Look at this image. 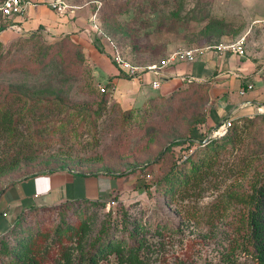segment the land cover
<instances>
[{
    "label": "rangeland",
    "instance_id": "1",
    "mask_svg": "<svg viewBox=\"0 0 264 264\" xmlns=\"http://www.w3.org/2000/svg\"><path fill=\"white\" fill-rule=\"evenodd\" d=\"M64 1L97 15V51L110 56L113 50L120 52L141 66L163 60L174 40L189 47L200 39L212 44L210 35H227L232 41L240 38L242 27L230 21L235 18H217L211 0ZM247 10L256 15L250 24L264 19V0H251ZM45 28L13 40L0 32V117L12 111L15 128L0 131V194L14 180L60 167L131 175L123 189L88 205L86 214L65 205L27 211V227L33 234L47 235L53 263L65 264L57 257L65 249L73 255L72 264H90L80 249L93 250L100 230L113 223L118 234H127L123 228L129 221L146 225L142 235L149 243L140 251L145 264H223L231 240L239 237V225L245 223V206L228 196L249 191L257 176H264V120L255 118L238 140L219 150L199 145L207 135L197 133L201 109H196L195 96L148 100L124 111L112 84L97 79L86 47L70 34ZM18 84L24 90L10 87ZM184 102L188 110L181 108ZM145 112L150 115L144 122ZM194 151L205 158L200 170L174 166ZM16 160L18 165L11 168ZM185 178L188 183H180ZM83 221L87 234L81 229L68 234L69 224L74 230ZM28 238L23 232L4 240L16 245ZM233 254L237 264L253 263L240 250ZM114 260L115 255L110 264Z\"/></svg>",
    "mask_w": 264,
    "mask_h": 264
},
{
    "label": "crops",
    "instance_id": "2",
    "mask_svg": "<svg viewBox=\"0 0 264 264\" xmlns=\"http://www.w3.org/2000/svg\"><path fill=\"white\" fill-rule=\"evenodd\" d=\"M32 1L34 4L28 7L25 15L11 19V23H18L21 26L23 33L18 34L9 30L7 25L0 31L2 36L7 40H13L42 27H46L45 30L52 33L70 34L73 40L86 47L97 79L103 84H112L117 103L124 111L140 108L153 97L170 95L195 81L207 84L209 89L206 121L197 132L201 136L209 134L219 123L228 118L238 120L259 115V108L264 107V23L262 22L264 19L254 20L253 24L249 23V20H253V16H256L247 10L251 0H211L215 3L217 18L232 17L235 19L230 21L236 25L242 24L238 36H246L245 55L230 52L219 55L215 50H208L194 61L172 60L163 66V62L168 60L178 47L183 46L185 49L205 47L230 41L231 38L227 35H210L212 37L209 40L212 44H201L204 39H200L190 47L183 43V40L177 39L169 43L163 60L144 66L139 65L141 67L162 65L164 76L161 78L147 71L144 72L141 80H131L127 77L111 61L110 52L97 51L93 45L94 37L91 38L85 31L86 28H91L92 13L89 15L83 10L77 11L75 7L59 11L52 9L48 2ZM235 2L240 6L235 7ZM258 23L262 25L256 26ZM96 35L97 33H94L95 38ZM215 38L217 41L213 42ZM183 78H192L193 81L187 82ZM157 79L161 84L156 88L153 82ZM248 84H253L254 88L241 95L240 90ZM127 177L118 172L99 170L88 173L64 167L14 180L0 195V236L11 229L21 212L33 206L59 205L68 200L100 201L113 191L123 189ZM134 180L136 181V177Z\"/></svg>",
    "mask_w": 264,
    "mask_h": 264
},
{
    "label": "trees",
    "instance_id": "3",
    "mask_svg": "<svg viewBox=\"0 0 264 264\" xmlns=\"http://www.w3.org/2000/svg\"><path fill=\"white\" fill-rule=\"evenodd\" d=\"M12 20L0 16V31H2L3 28H5L7 25L11 24ZM38 30H41V28H38ZM65 67L69 68L68 65H65ZM10 87L15 88L16 91L17 89L24 90V86L20 84L11 85ZM208 90L209 89L207 88V84L195 81L186 88L180 89L176 92L174 91L167 96L158 95L151 98L150 101L155 102L157 100H160L161 102L164 101V99H167L169 102V100L174 99V96L176 95L186 96L190 94L192 98H194L195 96L196 100L194 101V103L198 100V103L196 104L198 105V107H196V109H201V112H197L198 114H200V119L196 121V125L199 128L202 124L205 123L207 117L206 106L209 99ZM26 92L30 91L27 90ZM47 92L49 91L47 90ZM52 92H54V90H52ZM194 92L198 93L194 95ZM171 96L172 98H170ZM188 104V102H184L181 108H185L186 110H188ZM155 105L156 103L153 105V108ZM150 106L152 107V104ZM149 115V113L147 114V112H145V115H143L144 122ZM171 116L173 115L171 114ZM259 117L264 120V117L260 115L243 117L238 120H234L233 126L231 127L227 135L198 144L206 146L207 148H214V150H219L229 142L238 140L242 136V134L247 131V129L255 124V118ZM0 118H2L0 120V131L7 132L8 130L15 129L13 127L14 116L12 111L5 110ZM195 151L190 154L188 159L184 160L182 163L178 162V160H175L174 166L178 169H183L186 166H190V169H192L193 171L200 170L203 166L205 158H198L197 154H195ZM18 163L19 161L16 160V162L12 163V165L14 166H11V168L16 167ZM174 168H172L171 171ZM0 169L1 172L4 170L3 168ZM53 170L54 169H50L48 171ZM188 179L189 178H185V181L183 180L180 183L184 182L185 184H187ZM4 189L5 188H3V191ZM228 197L230 200H233L236 203L245 206V223L239 225V237L237 239L233 238L231 240V246L224 253L223 264H237L233 253L238 250L243 252V254H245V256H247L248 258H251L253 260L252 264H264V176L260 173L252 182L249 191H234ZM98 202V200H68L59 205L69 206L68 209L75 206V212L86 214L88 211L87 206L97 204ZM41 207L50 208L51 206H33L21 212L17 216L11 229L4 235L0 236V258L6 255L4 262H0V264H55L50 259L53 254L51 252V246L46 243L47 235L39 236L38 234H33L31 229L27 227V211L38 210V208ZM74 213L71 217L74 216ZM114 224L115 223H113L111 226H104L100 230L99 237L94 242L95 244H93V250L89 249L88 252H85L82 247L80 249V256L83 257V259L87 260L90 264H99L101 260H106L110 264L111 256L114 255L116 260H114L112 264H145V261H143L140 257V251L148 247L149 243L146 241L145 236L142 235L146 225L142 226L137 222L135 224V222L125 221L123 229L126 230L127 234H118L117 224ZM79 229H81L83 233H86L88 231V226H84L83 221V225H81L77 229L74 228L73 230V226L69 224L67 232L68 234H70V232L72 233L74 231H78ZM23 232L28 233V239H21L16 245H9L10 242L8 243L7 241H5L6 237L11 235L15 236L16 234H21ZM82 239L83 236L81 235V240ZM57 257L60 263L72 264L73 255L70 251L62 249L60 252H58Z\"/></svg>",
    "mask_w": 264,
    "mask_h": 264
},
{
    "label": "built area",
    "instance_id": "4",
    "mask_svg": "<svg viewBox=\"0 0 264 264\" xmlns=\"http://www.w3.org/2000/svg\"><path fill=\"white\" fill-rule=\"evenodd\" d=\"M34 4L32 0H0V16L4 17L6 19H13L18 16L25 15L28 7L30 5ZM49 6L52 9H57L59 11H64L71 9L72 6L68 4L64 0H56L52 3H49ZM97 15L92 16V22H91V28H86L85 31L88 33V35L93 38L94 33L98 32L99 26L96 22ZM264 23V20H262ZM7 29L12 30L14 32H17L18 34H22L23 30L21 26L18 23H11L7 26ZM208 50H215L219 53V55H225L230 53H236L238 55H245L246 54V36H241L237 40L232 41H224L220 42L218 44H212L205 47H196V48H179L176 51H174L171 55V57L163 62V66L167 65L172 60H182V61H194L199 56L204 55ZM114 53L111 54L110 58L111 61L116 65L123 73L126 74L127 77H129L131 80H141L144 72L151 71L155 75L160 76L162 78L163 75V66H159L156 64L148 65L145 67H141L139 65L133 64L130 60L126 59L120 52L113 51ZM184 81L192 82V78H183ZM160 80L157 79L153 82L154 87L160 86ZM253 84H248L245 88L240 90L241 95H245L247 91L250 89H253ZM100 90L102 92H105L107 90L106 86H101ZM259 115L264 117V107L259 108ZM233 119L228 118L221 123L207 136L203 139V141H210L214 138H220L229 132L231 127L233 126ZM189 155H184L181 162L188 159ZM6 215V213H5Z\"/></svg>",
    "mask_w": 264,
    "mask_h": 264
}]
</instances>
